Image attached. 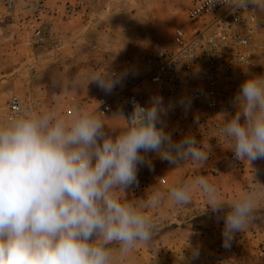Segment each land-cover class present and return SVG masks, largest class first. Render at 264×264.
<instances>
[{
  "label": "clouds",
  "instance_id": "1",
  "mask_svg": "<svg viewBox=\"0 0 264 264\" xmlns=\"http://www.w3.org/2000/svg\"><path fill=\"white\" fill-rule=\"evenodd\" d=\"M248 4L264 7L260 0L229 5L233 11H247ZM126 75L94 73L88 84L110 94ZM69 85L79 88L78 81ZM131 104L122 129L107 126L97 110L80 105L63 112L20 108L0 123V264H139L136 247L149 244L154 233L149 211L159 210L165 199L156 185L146 190L145 198L125 196L138 185L139 167L151 170L146 154L154 152L175 168L189 160L204 166L210 145L190 134L174 141L163 121L172 104L165 106L161 96L153 95L146 106L134 99ZM231 104L235 113H220L225 122L218 131L235 159L252 168L253 162L264 160V75L245 79ZM195 189L213 213L230 209L221 217L228 247L234 234L253 220L256 192H242L228 203L201 175L177 178L167 197L176 206L188 205ZM191 257H199L198 248H191Z\"/></svg>",
  "mask_w": 264,
  "mask_h": 264
},
{
  "label": "rangeland",
  "instance_id": "2",
  "mask_svg": "<svg viewBox=\"0 0 264 264\" xmlns=\"http://www.w3.org/2000/svg\"><path fill=\"white\" fill-rule=\"evenodd\" d=\"M1 2L0 123L4 122L3 110L11 96L42 101L49 97L48 93L25 97L32 91L46 87L48 92V88L54 87L64 108L69 101L71 107L80 105L96 111L99 96L112 97L138 79L140 82L131 91L141 94L146 104L153 95L161 96L165 106L172 104L163 121L174 141L190 134L198 142L210 145L204 166L189 160L175 168L154 152L146 154L152 168L139 167L138 185L127 189L125 196L130 200L145 198L146 190L156 185L165 199L159 210L149 211L154 233L149 244L136 247L134 255L139 264H264V160L253 162L254 173L247 161L235 159L229 146L218 147L197 129L194 109L181 105L180 98H166L154 85L141 79L145 53L156 44L171 45L174 30L186 23L194 0H43L45 9L37 19H27L18 11L9 12ZM67 8L72 11L67 12ZM36 26L42 32L37 29L31 34L30 27ZM110 69L127 72L112 93H105L95 83L88 84L91 74ZM250 75H264V66L248 68L224 84L235 95ZM74 81L79 82L76 91L71 85L67 88ZM97 115L107 126H126L116 101L111 111H98ZM201 175L217 187L219 198L225 202L230 203L248 190L257 194L253 220L234 234L228 247L224 246L221 218L230 210L227 206L223 212L213 213L198 189L188 205L176 206L167 197L177 178L194 179ZM191 248L199 249L198 258L192 259ZM182 254L184 260H180Z\"/></svg>",
  "mask_w": 264,
  "mask_h": 264
},
{
  "label": "built area",
  "instance_id": "3",
  "mask_svg": "<svg viewBox=\"0 0 264 264\" xmlns=\"http://www.w3.org/2000/svg\"><path fill=\"white\" fill-rule=\"evenodd\" d=\"M1 1L5 10L18 11L27 19H37L45 9L43 0ZM234 2L218 0L210 5L211 0H194L186 23L174 30L171 45L156 44L143 57L141 79L168 99L190 100L187 106L195 111L197 129L218 147L229 146L218 131L225 122L220 113H235L231 104L235 95L224 83L248 68L264 66V7L260 10L259 5L256 8L248 4L247 11H233L234 6L229 4ZM260 3L264 4V0ZM241 58H248L247 62L241 63ZM108 71L120 73L118 69ZM138 82L131 81L112 97L99 96L97 110L107 113L116 101L127 118L133 99L146 106L142 95L131 91ZM50 91V99L42 101L11 96L3 110V121L20 108L42 111L56 107L62 112L70 111L71 103L67 101L64 108L58 91L54 87ZM54 94L58 99L54 100Z\"/></svg>",
  "mask_w": 264,
  "mask_h": 264
},
{
  "label": "crops",
  "instance_id": "4",
  "mask_svg": "<svg viewBox=\"0 0 264 264\" xmlns=\"http://www.w3.org/2000/svg\"><path fill=\"white\" fill-rule=\"evenodd\" d=\"M1 4H2V2H1ZM22 23H24L25 24V21H21V24ZM40 24H41V22H40ZM36 25H37V23H36ZM37 27V26H36ZM31 28L30 27V29H29V32L31 33V34H35L36 33V30L38 29L39 30V33H41L42 32V28H40L39 26V28L37 27V28ZM49 82L51 83V79H49V81H48V84H49ZM56 84V83H55ZM56 86V85H55ZM52 88V87H51ZM51 88H48V92H47V88L46 87H44L43 88V90H40L39 89V91H37V90H35V91H32V92H30L29 93V95H28V97L26 96L25 98H29V96H35V95H37V94H41L42 96H44V95H46V93H48L47 94V96L49 95V97L46 99V100H49L50 99V94H49V92L51 93ZM31 98H33V97H31Z\"/></svg>",
  "mask_w": 264,
  "mask_h": 264
}]
</instances>
